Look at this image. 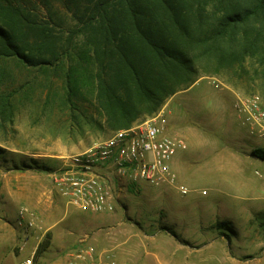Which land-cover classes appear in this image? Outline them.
I'll list each match as a JSON object with an SVG mask.
<instances>
[{
  "label": "rangeland",
  "instance_id": "1",
  "mask_svg": "<svg viewBox=\"0 0 264 264\" xmlns=\"http://www.w3.org/2000/svg\"><path fill=\"white\" fill-rule=\"evenodd\" d=\"M52 1L53 15L64 21L57 32L65 38L77 26L76 11ZM42 9L48 18V10ZM9 64L18 86L24 87L15 98L14 123L0 128V213L7 212L19 226L21 210L26 209L28 221L22 226L44 238L51 231L36 263L76 264L78 254L88 255L87 248H96L89 237L97 225L104 229L122 221L146 232L174 225L187 242L175 255L185 257L188 264H264V159L252 154V149L264 148V141L250 136L234 112L239 95L255 94L264 101L256 83L234 86L222 76L202 75L161 107L169 113L168 134L187 144L179 148L174 167L188 194L146 181L124 182L115 185L113 211L92 213L67 202L54 173L62 169L65 155L95 145L114 130L87 89L74 99L79 109L71 108L64 72ZM150 117H141L134 125ZM60 144L64 155L42 154L45 147L55 151ZM17 170L26 173L17 175ZM246 192L257 196L240 201L238 195ZM70 237L76 243L63 246Z\"/></svg>",
  "mask_w": 264,
  "mask_h": 264
},
{
  "label": "trees",
  "instance_id": "2",
  "mask_svg": "<svg viewBox=\"0 0 264 264\" xmlns=\"http://www.w3.org/2000/svg\"><path fill=\"white\" fill-rule=\"evenodd\" d=\"M42 1L0 0V128L14 123L24 87L10 62L64 72L71 108L87 89L113 130L154 115L202 75L256 83L264 99V0H57L78 19L65 38L53 1ZM252 154L264 159V148Z\"/></svg>",
  "mask_w": 264,
  "mask_h": 264
},
{
  "label": "built area",
  "instance_id": "3",
  "mask_svg": "<svg viewBox=\"0 0 264 264\" xmlns=\"http://www.w3.org/2000/svg\"><path fill=\"white\" fill-rule=\"evenodd\" d=\"M164 109L141 124L114 130L95 145L65 155L63 167L54 177L67 202L92 213L113 211L118 195L114 193L115 185L124 182L136 185L146 181L153 187L165 185L180 194H188L189 188L172 167L179 148H187V144L184 139L168 134ZM234 110L242 125L248 128V134L264 141V101L261 97L239 95ZM25 210H21L20 225L28 221ZM86 252L88 255L78 254L76 264H113L93 247Z\"/></svg>",
  "mask_w": 264,
  "mask_h": 264
},
{
  "label": "crops",
  "instance_id": "4",
  "mask_svg": "<svg viewBox=\"0 0 264 264\" xmlns=\"http://www.w3.org/2000/svg\"><path fill=\"white\" fill-rule=\"evenodd\" d=\"M168 117L167 112V119ZM63 153L64 144H60L55 151L53 147H45L42 151L44 155L53 156H61L64 155ZM176 164L177 157L172 166L174 170ZM17 172V175L26 173L21 170ZM241 188L245 189L246 185ZM246 193L248 194L238 195V199L243 201L257 196L255 193ZM202 194H204L203 191ZM15 220L13 221L7 212L0 213V264H41L35 261L37 249L44 235L37 234L29 226H18ZM24 224H26L25 220ZM161 226L159 229L146 232L141 226H139L140 229H136L133 224L121 221L116 225L112 223L104 229L97 225L95 235L88 237L90 242H96V251L102 252L113 264H188V262L185 263V257L175 255V251L183 250V246L187 243L179 235L180 231H176L174 225ZM74 239V237L65 239L63 246L69 243L71 245L72 240L76 243Z\"/></svg>",
  "mask_w": 264,
  "mask_h": 264
}]
</instances>
